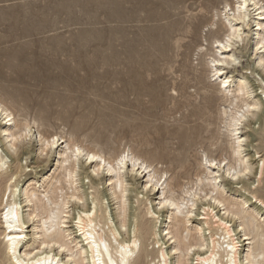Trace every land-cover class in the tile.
I'll use <instances>...</instances> for the list:
<instances>
[{
    "label": "bare ground",
    "instance_id": "bare-ground-1",
    "mask_svg": "<svg viewBox=\"0 0 264 264\" xmlns=\"http://www.w3.org/2000/svg\"><path fill=\"white\" fill-rule=\"evenodd\" d=\"M174 1L190 12V17L198 19L194 32L206 22L204 11L210 8L214 12L208 24L211 26L210 38L215 47L220 48V54L236 44H241L243 48L245 29L242 25L248 26V18L255 22L256 29L250 33L248 45L251 52L257 54L255 68L264 84V4L261 0H235V5L223 0L221 10L216 8L219 0ZM131 10L135 13L145 12L146 2L133 0ZM224 21L228 22V28ZM237 22L241 24L238 26ZM219 26L226 27L223 38L214 36ZM187 28L175 23L170 33L172 37L185 38L190 31ZM140 30L141 34H133L131 49L138 43L145 48L143 43L148 40L146 28ZM132 58L136 68L133 71L145 68L143 57ZM210 58L211 76L215 78L221 77L225 66L237 61L233 55L223 59ZM220 64L224 66L219 67ZM221 83L216 86L212 82L204 83L196 79L195 91L200 100L194 104L189 119L178 123L171 131L176 146L171 150L159 143L161 140H156L161 152H149L148 155L131 149L114 153L111 148L104 151L97 146H84L82 142L90 140L86 136H83L81 143H77L71 133L48 134L39 130V124L35 121L32 122L34 126L25 119L18 123L15 115L0 102V119L5 120V127L0 126V237L3 246L0 249V264H264V220L260 218L264 217V196L256 190L264 175V160L256 159L259 157L257 151L245 155L243 147L247 144V137L239 135L243 124L245 128L264 116V90L255 96L247 78L234 77L231 72L223 77ZM233 83L237 84L234 88ZM239 102L243 103L245 109ZM216 105L217 115H214ZM221 123L229 140L237 135L235 146L228 141L232 163L226 161L222 166V161L227 157L220 159L203 149L204 157L196 162L197 166H216L218 170L213 176L212 171L206 169L194 180L185 181L192 168L193 146L215 144ZM32 127H36L37 131V156L45 154L47 161L51 153L56 152L57 155L53 169L49 170L43 181L46 187L42 189V196L37 195L34 189L22 188L19 184L21 179H18L22 168L19 156L26 153ZM225 147L221 145L220 148L223 150ZM7 157L13 160L15 168L9 176H4ZM173 172L176 176L171 178ZM142 173L148 177L146 182L153 190L160 188L161 191L159 206L147 208L141 215L137 207H131L128 203L131 188L127 181L129 176L136 177ZM100 174L99 180H105L104 183L109 186L105 195L115 203L112 213L114 226L105 216L106 209L100 208L102 194L96 188L81 191L76 185V181L84 183L87 178L94 184L95 177ZM221 174L222 179L230 175L239 180L241 189L248 192L247 198L242 197L234 202L222 197L219 192ZM169 179H173V182H169ZM195 185L198 191H202L201 185L209 186L200 205L196 198L198 192L193 190ZM17 192L24 196L20 202L15 200ZM250 204L253 206L248 210ZM25 206L28 207L23 210ZM219 207H222L223 214L215 211ZM196 208L201 209V213H195ZM158 214L166 221L168 238H165L161 223L157 220ZM196 214H200L197 218L200 224L191 229L187 223ZM30 223L34 231L28 238L24 229ZM69 225L72 229L68 228ZM104 227H107L108 235L104 233ZM205 229H208L207 236ZM240 236L243 238L240 239ZM150 239L157 245L156 249L152 243L151 250L145 247ZM140 240L144 247L138 254ZM169 240L173 242L171 248L176 255L168 249ZM244 240L246 242L241 244ZM142 259H146V262H142Z\"/></svg>",
    "mask_w": 264,
    "mask_h": 264
},
{
    "label": "rangeland",
    "instance_id": "rangeland-1",
    "mask_svg": "<svg viewBox=\"0 0 264 264\" xmlns=\"http://www.w3.org/2000/svg\"><path fill=\"white\" fill-rule=\"evenodd\" d=\"M137 1L146 2L145 12H133V0H0V102L15 115L14 119L18 123L28 120L31 126H34L32 122L35 121L39 124V130L48 134L71 133L77 143H81L83 136H86L90 140L82 142L84 146H97L104 151L111 148L114 153L131 149L148 155L149 152H161L156 140H161L159 143L171 150L176 146L171 131L178 123L189 119L194 104L200 100L195 91L196 79L218 86L223 77L231 72L237 78L245 76L255 96L264 90L263 79L255 68L257 54L252 53L248 45L250 33L256 29L255 22L251 19L248 18V26L242 25L246 35L242 42L243 48L241 44H236L225 50L223 55L210 38L211 26L208 20L214 13L210 8L204 11L206 22L194 32L198 19L190 17L192 14L185 11L178 2ZM229 1L235 5V0ZM261 1L264 4V0ZM188 3L189 1L186 4ZM223 5V0H219L216 8L221 10ZM175 23L190 29L185 38L172 37L170 30ZM224 23L228 28V22ZM236 24L239 26L241 22ZM142 27L146 28L147 33L144 34L148 37L143 43L145 48L138 43L131 49L133 34H141ZM226 27L219 26L214 36L223 38ZM229 55L236 57L237 61L225 66L220 78L212 77L210 56L223 59ZM133 56L143 57L145 68L133 71L136 70ZM236 86L233 83L231 87ZM239 104L243 105L242 102ZM217 106L213 110L214 115H217ZM243 108L245 109L244 105ZM4 122L5 120L0 119V126L5 127ZM222 124H219V137L215 144L193 146L192 168L186 180L183 178L185 181L194 180L206 169L212 171L213 176L218 170L216 166H197L196 162L204 157L203 149L217 158L227 157L222 161V166L226 161L232 163L228 141L235 146L237 135L229 140ZM241 127L239 135L247 137V144L243 147L245 155L257 151L259 157L255 158L264 160V116L245 128L244 124ZM36 136V127H32L26 153L19 156L22 168L18 179H21L19 184L22 188L34 189L37 195L42 196V189L46 187L43 181L49 170L53 169L57 155L56 152L51 153L47 161L45 154L37 156L39 144ZM220 144L226 146V149L222 150ZM6 160L4 176H9L15 163L9 157ZM44 163L45 166H42ZM174 174L175 172L171 178L176 176ZM101 176L95 177L94 184L87 178L84 183L76 181V185L81 191L96 188L102 194L100 208L106 209L105 216L114 226L112 213L115 203L105 195L109 186L104 183L105 180H99ZM225 176V179H222V174L220 177V195L234 202L242 197L247 198L248 192L241 189L239 180L230 175ZM129 177V205L137 207V212L141 215L147 208L158 207L161 191L159 185L158 191L153 190L146 182L148 177L143 173ZM183 179L178 181H184ZM169 182H173V179H169ZM201 189L202 191H198L196 185L193 187L198 192L196 198L199 205L209 186L201 185ZM256 190L264 196V175ZM63 191L65 192V188ZM22 198L24 196L19 192L15 194L17 202ZM11 200L10 196L9 201ZM252 206L253 204L248 205L247 209L251 210ZM27 207L22 209L26 210ZM219 208L215 211L223 214L222 207ZM201 211L195 209V213ZM199 215L190 217L187 223L189 228L193 229L200 224L197 220ZM260 218L264 220L263 216ZM163 219L158 214L157 220L161 223L165 238H168L165 232L166 221ZM68 228L72 229L70 225ZM24 230L27 236L32 234L33 224L30 223ZM103 230L105 234H109L107 227ZM207 234L208 229H205V236ZM140 241L138 254L144 247L142 240ZM148 242V246L145 245L148 250L153 245L156 249L157 245L152 239ZM245 242L246 240L241 244ZM169 245L171 254L176 255L172 252L173 242L170 240ZM2 247L0 237V249ZM141 261L145 263L146 259Z\"/></svg>",
    "mask_w": 264,
    "mask_h": 264
}]
</instances>
